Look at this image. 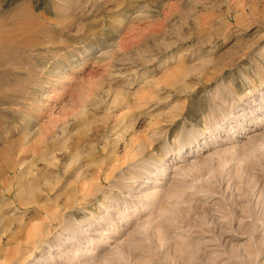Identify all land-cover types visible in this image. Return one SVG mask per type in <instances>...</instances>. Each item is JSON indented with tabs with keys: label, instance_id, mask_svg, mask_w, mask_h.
<instances>
[{
	"label": "rangeland",
	"instance_id": "rangeland-1",
	"mask_svg": "<svg viewBox=\"0 0 264 264\" xmlns=\"http://www.w3.org/2000/svg\"><path fill=\"white\" fill-rule=\"evenodd\" d=\"M0 264H264V0H0Z\"/></svg>",
	"mask_w": 264,
	"mask_h": 264
}]
</instances>
